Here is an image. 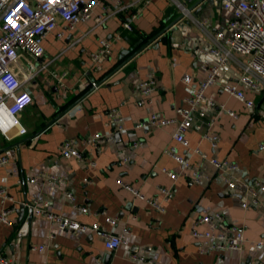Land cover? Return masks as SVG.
<instances>
[{"label": "crops", "instance_id": "obj_1", "mask_svg": "<svg viewBox=\"0 0 264 264\" xmlns=\"http://www.w3.org/2000/svg\"><path fill=\"white\" fill-rule=\"evenodd\" d=\"M179 1L185 15L175 21L183 10L174 0H95L89 19L71 30L58 17L56 28L43 35L44 55L28 57V67L35 63L40 68L26 83L34 101L19 113L26 133L15 129L6 137L0 132V157H8L0 164V187L14 197L4 205L16 206L9 214L11 224L0 221V255H8L14 264H137L133 253L152 258L155 264H264V209L242 205L249 198L247 183H264V149H260L264 90L242 86L247 97L255 100L253 108L224 91L221 84L240 75L237 63L228 61L216 83L206 90L205 113H197L185 132L187 144L174 137L181 118L178 107L187 106L184 98L207 74L206 67L218 61L210 51L214 36L231 33L232 17L222 0H204L197 14L189 9L194 1ZM133 13L137 16L130 19ZM129 20L132 29L124 27ZM60 31L65 32L63 37ZM102 39L110 42L112 52L97 69L93 55ZM150 72L156 75L157 86L142 94L138 84ZM185 75H191L193 82H186ZM82 95L77 111L63 112ZM113 107H119L124 117L120 131L109 113ZM154 112L176 121L159 127L137 126ZM97 133H113L114 139L101 152L88 155L95 165L60 155L65 140L79 142ZM205 133L219 135L217 146L203 137ZM136 141L141 145L134 147ZM167 148L208 174L215 170L201 153L235 161L239 165L233 173L236 189L230 190L216 177L195 182L191 168L184 167ZM120 180L147 197H157L164 210L155 209ZM161 187L171 191L168 197ZM34 199L56 213L123 233L124 243L112 251L95 231L78 234L60 229L31 211L27 203ZM216 212L225 215L223 226L198 222L202 215ZM25 222L29 232L18 236ZM230 225L242 229V249L200 251L194 229L227 231ZM41 244L45 249L33 247Z\"/></svg>", "mask_w": 264, "mask_h": 264}, {"label": "built area", "instance_id": "obj_2", "mask_svg": "<svg viewBox=\"0 0 264 264\" xmlns=\"http://www.w3.org/2000/svg\"><path fill=\"white\" fill-rule=\"evenodd\" d=\"M146 2L150 0H144ZM177 5L185 10V6L179 0H174ZM223 7L232 12L228 26L231 29L229 35L217 32L214 36L215 46L210 51L218 57V61L208 67L207 74L199 80L191 95L184 98L187 106L178 107L181 118L177 120L178 129L174 137L181 143L187 144L185 132L194 123L197 113L204 114L202 104L206 99V90L216 83L217 75L221 67L228 61H235L240 68V75L235 80L225 81L221 84L224 91L234 95L243 101L247 107L253 108L255 100L247 97L242 86L256 90H264V0H222ZM95 0H0V132L6 137L15 129L19 134L26 133V128L20 123L19 113L34 101L30 90L26 88V83L32 80L39 71V66L35 63L28 67V57L38 59L45 53L43 45V35L52 31L57 26V18H63L69 29L82 21H86L92 15V5ZM136 13L130 19L136 17ZM126 29H132L131 20L124 22ZM60 37L65 35L64 31L58 33ZM203 52V50H199ZM112 52L111 44L108 40L102 39L98 51L93 55L94 66L98 69L102 67L103 61ZM61 81L62 78H59ZM184 80L192 83L194 78L185 75ZM157 86V78L154 72H150L148 77L138 84L142 94H149ZM146 98L141 101H145ZM230 114L236 113L232 110ZM111 119L117 131L124 128V117L119 107H113L109 111ZM264 119V109L261 112ZM176 119L167 118L158 112H154L146 121L138 123V127L148 125L164 126L174 122ZM205 138L211 141L213 147L217 146L219 135L216 133H205ZM114 139L113 133H97L85 137L81 141L65 140L61 144L60 155L64 158H75L81 162H89L95 165L93 158L89 160V154L93 151L101 152L103 146ZM136 141L134 147L141 145ZM264 149V142L260 145ZM166 151L172 154L184 167L191 168L192 178L195 182L201 183L216 177L222 180L230 190H235L237 181L234 172L239 169L238 163L227 158L209 157L206 153H201L203 160L214 167V173L208 174L201 169L194 167L184 157L171 149ZM6 155L0 157V164L6 163ZM164 171L172 177L176 174L169 170ZM53 179L61 180L52 175ZM120 183L134 192L141 199L150 203L157 210H164V206L157 197L150 198L123 181ZM168 197L171 191L161 187ZM249 198L243 201L245 208L262 207L264 209V183L254 180L247 183ZM65 194L74 199L70 191ZM6 200H14V197L7 188L0 187V221L11 224L9 214L16 210V206L6 207ZM36 216H41L56 224L60 229L71 230L78 234L95 231L104 237V244L109 250H116L124 243L123 233L108 232L98 223H85L74 218L67 217L61 213H56L48 208L47 203H40L38 199L28 202ZM86 210L85 207H83ZM199 223H218L223 226L226 217L220 212L215 214L202 215ZM29 232L27 222L23 223L17 230L18 236H26ZM193 235L201 242L200 251L206 253L212 250H240L243 248L245 237L242 229L237 225H230L227 231L214 229H194ZM264 242V241H263ZM40 250L45 249V244L33 245ZM132 259L137 264H155L152 258L140 253H133ZM0 264H14L8 255H0ZM104 264V263H97Z\"/></svg>", "mask_w": 264, "mask_h": 264}, {"label": "water", "instance_id": "obj_3", "mask_svg": "<svg viewBox=\"0 0 264 264\" xmlns=\"http://www.w3.org/2000/svg\"><path fill=\"white\" fill-rule=\"evenodd\" d=\"M191 1H194V3L189 7V9L190 10H194V13H198L199 12V10L201 9V7L199 6V4L201 3V2H203L204 0H189V2H191ZM198 6V7H197ZM185 15V11L183 10L180 14H179V16L176 18V20L175 21H177V20H179L180 18H182L183 16ZM174 21V22H175ZM173 22V23H174ZM172 23V24H173ZM171 26V25H170ZM143 48V46L142 47H140L139 49H138V51L140 50V49H142ZM137 51V52H138ZM100 82H98L97 84H99ZM85 95H82V96H80L79 98H77L75 101H73V102H71V103H69L67 106H66V108L64 109V111L63 112H71V113H74L75 111H77L80 107H81V105H80V101H81V99L84 97ZM57 119V117L55 118V119H52V121H50V123L49 124H51L52 122H54L55 120ZM118 136V135H117ZM21 142H17L16 143V145H18V144H20ZM23 207V206H22ZM33 209H31V211H32ZM20 211H21V213L24 211V208H21L20 209Z\"/></svg>", "mask_w": 264, "mask_h": 264}]
</instances>
